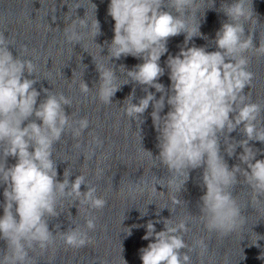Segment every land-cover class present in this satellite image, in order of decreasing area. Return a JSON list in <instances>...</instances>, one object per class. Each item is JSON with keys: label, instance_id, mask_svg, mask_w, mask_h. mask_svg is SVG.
Instances as JSON below:
<instances>
[{"label": "clouds", "instance_id": "obj_1", "mask_svg": "<svg viewBox=\"0 0 264 264\" xmlns=\"http://www.w3.org/2000/svg\"><path fill=\"white\" fill-rule=\"evenodd\" d=\"M204 3L205 0H110L107 14L114 21V36L110 42L105 41L107 56L100 55L104 46L95 42L101 35V26L94 3L91 2L94 9L91 22L85 12L83 18L66 15L62 30L47 23L49 30L62 31L63 42L72 45L70 51L80 44L88 52L85 41L90 38L99 48V55L107 58V63H98L88 52L99 80L89 88L82 73L79 83L82 94L87 96L94 89L95 99L103 105H111L123 85L134 82L143 86L145 95L133 103L134 88L121 109L131 125L133 122L138 125L141 149L156 162L152 168L163 167L167 175L159 178L154 175L150 187L144 175L138 180H129L125 182L122 195L131 200L146 197L149 205L155 203L157 195L174 192L178 195L170 197L173 205L187 204L179 193L186 190L190 172L203 169L200 183L204 192L197 205L199 215L189 213L187 218L178 221H174L172 215L147 221L142 239L149 243L140 249L142 264H192L189 255L192 252H196L203 264L208 253L205 238H195L191 244L184 239L192 220L201 223L209 236L226 238L239 233L243 239L247 216L233 195L237 185L250 189L249 204L256 212L264 210V158H257L264 156V149L250 144L255 141L264 144V103L253 101L251 91L244 92L246 86L252 88L255 78V73L249 70L252 57H264V38H259V46H256L255 28L250 27L259 24L258 15L254 12L253 0H221L218 9H215V0L206 8ZM80 7L76 3L75 11ZM213 9L226 17L212 41L216 50L189 46L194 37L208 39L200 31L201 20L207 10ZM55 12L54 5L53 22L57 19ZM181 34L185 37L183 45L176 55L168 54L165 61L170 80L166 87L158 82L165 74L160 60L168 53L169 38ZM15 43L14 37H5L0 31V187H3L0 240L6 242V248L0 249V264H36L37 257L55 246L57 236L72 249L91 244L90 233L96 230L98 220L93 213L104 209L108 201L98 194L97 186L82 172L70 181L72 173L65 168L63 180L57 179L56 145L70 134L75 141L73 146L80 149L90 121L65 112V106H72V99L63 92L42 89L44 99L38 102L41 92L34 87L39 81L37 65L25 58L34 56V50L30 53L27 45H22L14 56L10 46ZM127 56L140 59L142 63L132 69L119 65L127 76L126 82L119 83L116 66L110 62ZM150 88L155 92L149 91ZM156 93L160 94L159 98ZM150 105L157 132L159 151L156 156L143 147L140 128ZM237 130L242 139L230 136ZM88 135L91 139L83 144L87 160L95 156L96 149L104 143L98 135L91 132ZM222 143L224 154L230 158L235 156L239 163L229 166L221 152ZM237 148L242 149L239 154ZM9 158L15 163L9 164ZM108 159V152L101 153L94 171L97 180L105 172L101 164ZM82 185L86 191H81ZM156 185L166 188L167 192L158 191ZM69 200L70 207H77V215L83 214L84 223H73L75 226L66 231H60V224H56L54 234L49 229V221L64 213L65 202ZM165 208L172 213L167 206L157 207L156 216ZM139 212L143 218L148 215V208ZM67 215L73 218L70 212ZM156 223H163V230L157 231ZM138 227L141 225L126 228V234L130 236L132 228ZM256 236L255 243L251 244L259 247L257 241L264 237ZM258 259L264 260V253ZM208 261L212 264L211 257ZM124 264H127L125 259Z\"/></svg>", "mask_w": 264, "mask_h": 264}]
</instances>
